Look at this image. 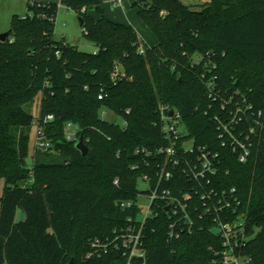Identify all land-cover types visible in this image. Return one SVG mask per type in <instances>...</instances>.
Segmentation results:
<instances>
[{"label":"trees","instance_id":"16d2710c","mask_svg":"<svg viewBox=\"0 0 264 264\" xmlns=\"http://www.w3.org/2000/svg\"><path fill=\"white\" fill-rule=\"evenodd\" d=\"M103 1L29 0L31 13L15 16L10 37L0 40V264H69L71 258L75 264H235L224 262L228 247L216 231L212 205L232 187L241 203L222 217L227 211L231 219L245 216L233 254L264 264V128L241 162L221 144L216 122L227 117L221 96L229 95H245L253 104L249 117L264 122V0H209L201 10L182 0H135L158 39L142 50L132 25L89 16ZM60 4L82 17L97 51L54 39ZM117 63L123 74L115 77ZM204 72L215 78L218 101L209 96ZM102 91L107 97L100 99ZM39 94L38 119H53L44 123L49 148H34L32 175L27 159L35 116L24 105ZM161 105L176 107L188 137L219 153V170L207 180L189 179L179 167L163 184L173 195L191 193L192 231L170 238L168 212L154 204L144 226V258L129 260L120 245L88 257L93 239H113L116 228L140 213L137 204H121L137 202L140 177L154 174L156 161L136 149L168 143ZM102 109L124 123L103 118ZM69 122L80 126L86 155L65 135ZM19 208L26 216L20 221Z\"/></svg>","mask_w":264,"mask_h":264},{"label":"built area","instance_id":"2783aa9c","mask_svg":"<svg viewBox=\"0 0 264 264\" xmlns=\"http://www.w3.org/2000/svg\"><path fill=\"white\" fill-rule=\"evenodd\" d=\"M113 2L117 6H122L124 0H113ZM12 40L13 38H11V41ZM118 74L119 73L116 72L114 76L116 77ZM203 77L206 79L205 83L208 87L209 96L212 97L213 100L218 101L220 92L215 84L214 76L208 78L207 74L204 72ZM105 97H107V94L103 91L100 92L99 98L103 99ZM221 100L222 109L228 111L226 118L216 116L217 131H219L221 144L232 147L233 151L238 153L239 161L246 162L255 148V137L262 139L264 122L256 115L251 114L249 117L247 113L253 108V104L245 95L241 97L233 95L221 96ZM258 114L260 117L263 115L260 111ZM160 118L161 131L168 143L166 145H160L154 150L148 149L145 146L136 149L137 153H145L156 161L154 174L151 172H144L139 179V181L145 182L147 186L142 190L139 188L140 193L138 197L141 194L147 193L150 201L149 204L144 206L140 201V197L137 202L133 200L122 202L121 205L123 207L137 204L140 207L139 215L135 219L129 217L128 221L123 226L116 228L113 239H106L108 241L101 238L93 239L91 241L92 249L87 254L88 257L99 256L109 248L120 245L125 248L129 255V260L134 256L144 258V226L147 218L153 214L152 207L154 204L158 207H160V205L164 206V210L168 212L170 220L168 233L170 238L179 237L185 230L192 231L194 217L191 211H189L190 200L192 198L191 193L188 191H181L180 195H173L170 188H165L163 184L172 181L174 170L179 167H182L183 172L189 179H196L199 182L203 179L207 180L206 177L209 174H215L219 170V153L214 152L207 145L197 144L193 137H188L186 129L182 131L181 127H184V125L182 123L180 111L176 107L173 106L172 108L168 105H161ZM52 119L53 115L49 114L43 119H37L35 121L37 125L34 143L35 148L43 150L49 148L50 140L44 133V123L46 124ZM246 121H249L247 127L244 126ZM68 125L72 126L73 123L69 122ZM149 167H151V165ZM154 179H156V181ZM114 182L119 183L118 179H115ZM221 194L222 196L217 203L219 206L214 202L212 203L216 211L213 220L216 223L217 233L220 234L225 245L228 247L223 252L224 262L238 264V260L241 256H235L233 250L235 246L240 244L238 240L244 230L245 216L244 213H239L237 214V218L231 219L226 210V217H222L225 212L224 209L232 207V205L234 212L238 211L236 206L241 203V200L239 196H237L234 187L229 190L223 189ZM209 206L210 204H207L206 207H208V211L206 213L211 212Z\"/></svg>","mask_w":264,"mask_h":264},{"label":"rangeland","instance_id":"374dc122","mask_svg":"<svg viewBox=\"0 0 264 264\" xmlns=\"http://www.w3.org/2000/svg\"><path fill=\"white\" fill-rule=\"evenodd\" d=\"M184 3L189 4L196 10H201L204 6V3L209 0H182ZM135 0H124L122 6H117L114 4L113 0H105L98 6V9L93 7L89 9V16L94 19L103 16L105 19L112 20L119 24L132 25L136 31L137 36L141 41L140 49H143L144 43L150 47H154L158 44V39L156 35L152 32L147 24L142 20L138 13V8L134 7ZM29 0H0V33L8 32L12 28L13 19L15 16H26L29 13ZM58 16L55 23L54 39L61 41L64 39L66 42H69L75 46H78L80 50L85 52L93 53L97 51V45L92 41H89L84 35V28L80 24V17L77 11L67 9L65 6L60 5L58 9ZM139 49V50H140ZM203 56L196 55V60H201ZM206 66L209 65L208 60L205 62ZM120 65L117 63L114 74L116 72L123 74L120 70ZM41 94H39L32 104H26L25 109L29 113L35 116V121L38 119L41 111ZM101 116L108 120H114L123 124V120L113 111L106 109L101 110ZM34 121V122H35ZM37 125L36 122L33 124L30 137V156L27 159V167L30 169L31 174L33 175V162H34V143H35V134H36ZM182 131L185 130V127H181ZM80 126L74 124L72 126H67L65 135L69 140L74 142H79ZM31 176V182L32 180ZM0 185L3 186V181H0ZM147 186L143 181H140L139 188L142 190ZM1 193V192H0ZM140 201L144 206L149 204V196L147 193L141 194ZM17 220L20 221L26 216L21 208L17 212ZM114 236V235H113ZM108 241V240H105ZM238 264H249L248 257H240Z\"/></svg>","mask_w":264,"mask_h":264},{"label":"water","instance_id":"95a60500","mask_svg":"<svg viewBox=\"0 0 264 264\" xmlns=\"http://www.w3.org/2000/svg\"><path fill=\"white\" fill-rule=\"evenodd\" d=\"M93 8V6L90 7V9ZM83 19L80 17V24L82 25ZM11 35V30L8 32L0 33V40L5 41L7 38H9ZM76 148L82 152L83 155H86L89 151L88 145L85 143L83 137H80L79 142L76 143ZM168 209V208H167ZM69 264H75L74 258H71L69 261Z\"/></svg>","mask_w":264,"mask_h":264}]
</instances>
